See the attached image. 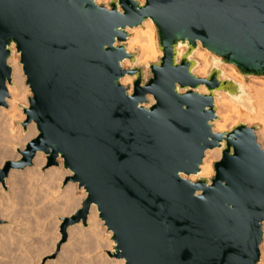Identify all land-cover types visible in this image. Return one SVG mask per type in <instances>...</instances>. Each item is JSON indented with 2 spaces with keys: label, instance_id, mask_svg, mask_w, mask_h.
<instances>
[{
  "label": "water",
  "instance_id": "obj_1",
  "mask_svg": "<svg viewBox=\"0 0 264 264\" xmlns=\"http://www.w3.org/2000/svg\"><path fill=\"white\" fill-rule=\"evenodd\" d=\"M107 1V0H104ZM150 19L161 52L149 77L128 53L126 29ZM210 53L204 79L196 51ZM19 56L31 96L19 104L36 136L11 170L62 167L86 195L61 219L54 259L69 227H86L90 207L111 233V258L125 264H258L264 223V149L239 123L214 133V97L247 96L222 65L264 80V0H0V107ZM128 60L133 68L123 67ZM134 78L132 92L121 84ZM204 86L206 92L200 93ZM148 97L153 99L150 103ZM221 148L214 176L197 175L205 152ZM61 162V165L60 163ZM2 220H0V224Z\"/></svg>",
  "mask_w": 264,
  "mask_h": 264
},
{
  "label": "rangeland",
  "instance_id": "obj_2",
  "mask_svg": "<svg viewBox=\"0 0 264 264\" xmlns=\"http://www.w3.org/2000/svg\"><path fill=\"white\" fill-rule=\"evenodd\" d=\"M108 1L109 0L107 1L101 0L99 5L107 6ZM126 30H129V29H126ZM154 38H155V43H156L155 27H154ZM199 51H202V50L199 49ZM135 52L137 53V57H138L139 51L136 47L128 51V53H135ZM156 52L157 53L155 55V59L151 61L150 63H156L159 57H161V52L158 51L157 46H156ZM195 59L198 60L196 57ZM125 61H128V60H125ZM125 61L123 64L124 68L126 69L133 68V65L131 63L129 67L126 66ZM137 65L143 69L144 71L143 82H146L149 77L148 65H142L139 63H137ZM220 68L224 70H229L231 68L237 73V71L232 66H229V65H222L220 66ZM239 76L244 80V83L246 84V86L248 85L264 86L263 79H252L251 78V79L245 80L241 75ZM201 79H204V78H201ZM133 81H134V78H133ZM125 87L128 89V91H130V93L132 92V85L130 87L129 86L128 87L125 86ZM218 93H223V92H218ZM29 96H31L29 88L28 86H26L24 82L23 86L21 87L20 103H18V105L22 104L24 106H27V98ZM224 96L227 97L228 100L230 101V104L233 105L234 108L231 107L232 112L236 111L235 108H237V110H241L242 112L246 110L251 111L250 107H247V109L244 110L232 98L226 96L225 94ZM6 105H7V102H6ZM5 108L7 109V106ZM17 109H19L18 111L21 112L20 114L21 116H23V119H20L19 115L18 116L13 115V118L15 120L13 122H23L25 120V116L23 115L22 110L19 107H17ZM256 113H257V115L255 116L256 119L254 120L247 119L243 116L240 119L234 118L228 124V128H230L229 130H231L239 123H243L247 127H255V126L258 127V129L254 131V134H255L257 143L261 146V143H259L258 141V138H259L258 135L261 131H264V109L263 110L258 109ZM232 125L234 126L232 127ZM9 130H10L9 133H12V134L14 133V135L12 136L10 134L5 135L4 132L0 131V152H2L0 154V168L3 166V164L6 161L14 160L17 157L18 158L20 157V155L16 153V150H15L16 147H18L20 150H23L25 145L33 139L31 138L29 140H25L26 135L23 134L22 128L20 125L14 126L12 124ZM25 134H27V131ZM5 151L6 153H8L7 157H4L3 155ZM220 156L218 159H216V161L220 159ZM59 163L61 165V162ZM55 168H59L61 171H64L61 166L55 167ZM32 169H35V165L33 164V162H32L31 167L26 168L23 171H13L12 174L9 175L8 179L5 180L6 190H4L0 186V220H2V223L0 224V264H3L4 262H5L4 264H24V263L25 264H55V263L56 264H64V263L65 264H121L118 259L109 257L108 254L112 252V242L110 240L111 233L106 234V230L104 229L105 227H103V223H101L98 218H97V221L100 222V226L98 229L100 231L102 230L101 235L99 237L100 238L99 241H101L103 245L107 246L104 248L105 250L98 249L99 253L97 250H95L94 251L95 253L92 252L93 254H90V256L86 255V253L89 252L88 251L89 249L86 247L88 246V243H87V240H88L87 231L88 230L87 229H89V226L87 224L86 227H83L82 224L80 223L78 225L80 227V230L84 233L82 235V237L84 238H80L78 239V241L76 240L72 241V239H74L73 238L74 233H73V229H72V233H69V229L71 230V228H74V227L76 229L77 225L70 227L67 230L66 242L61 246L60 252L56 255V257L52 259L55 253V250H56V245L61 239V235L59 232V227L61 225L60 219L64 217H69L70 213L72 212L70 210H73L72 207H69L65 204L62 205L63 201L61 200L62 199L61 191L63 190L64 186H66L69 182L64 186H63V183L65 179L68 177H71L72 174L69 176H66L61 181L60 187L58 189H52L50 185L48 184L49 181L45 175L46 174L45 172L48 169L46 168V162L40 169L41 175L36 183H34L35 180L30 181L32 178L29 179L30 177L27 175L28 174L27 172H31L28 170H32ZM213 176H214V173L211 177ZM196 179L197 178H194L192 179V181H195ZM83 194L84 192L78 191L76 188V185H74V196L76 197V199H79L81 196H83ZM63 210L65 212L68 211L69 213L67 212L66 214H64L65 212ZM26 245H28L29 248ZM262 245H264V234H263ZM63 246H65L64 247L65 251L62 250ZM72 247L78 250L76 249L73 250ZM70 248H72V252L69 251L71 250ZM62 251L63 253H61ZM83 251L85 252V254ZM34 256H36V258ZM89 259H92V260H89Z\"/></svg>",
  "mask_w": 264,
  "mask_h": 264
},
{
  "label": "bare ground",
  "instance_id": "obj_3",
  "mask_svg": "<svg viewBox=\"0 0 264 264\" xmlns=\"http://www.w3.org/2000/svg\"><path fill=\"white\" fill-rule=\"evenodd\" d=\"M95 1L97 4H99L101 0H95ZM136 1L141 2V3L143 2V0H136ZM127 29H129V28H127ZM126 31L130 36L125 43L126 51L128 52L130 49L136 47L139 51L138 57L136 58V62L139 64H142V65H148L151 61H153L155 59V55L157 53L156 52V43H155V38H154V25H153L152 21L150 19H147L145 22L142 23V26H140L139 28H132V29H129ZM195 57L198 59L197 61L199 62L200 66L194 71V74L197 77L205 78L207 73H208V69L210 68V63H209L210 53L206 50L199 51V49H198L195 53ZM8 63H9L11 70H12L11 78H12L13 86L12 85L7 86V93H8V98L6 99L7 109L5 107H0V131L4 132L5 135L10 134L12 136V135H14V133L13 134L9 133V131H10L9 129L11 128L13 121H15L13 118V115H17V116L19 115L20 119H23V116H21V114H20L21 112L18 111L19 109H17V107H18V103H20V92H21V87L23 86V84L25 82V76H24L23 71H22V65L19 62V56L12 55V57H11V59H9ZM125 65L129 67L130 62L125 61ZM219 70L222 72L224 79L232 80L233 82L238 84L241 87V89H243L246 92L247 96L240 97L239 100H234V101L239 106H241L244 110H246L247 107H250L251 111L246 110V111L242 112L241 110H237V108H235L236 111L232 112L231 107H233V105L230 104V101L228 100L227 97L224 96V93H216L215 94L216 96L214 97V106L216 108V116L218 119L212 124V131L214 133H224V132L229 131L230 128H228V124L234 118L240 119L243 116L247 119L254 120V119H256L255 116L257 115V113H256L257 110L258 109L259 110L264 109V86H254V85L246 86V84L244 83V80L233 69L230 68L229 70H224V69H221L219 67ZM252 79H254V78H252ZM132 83H133V77H131V76L125 75L121 79V84L123 86H127V87L129 86L130 87L132 85ZM205 92H206L205 87L201 86L200 93L204 94ZM128 93H130V91ZM148 100L150 103H153V99L151 97H148ZM234 125H236V124H234ZM234 125H232V127ZM27 127L28 128L26 130L27 134H25L26 135L25 140H29L31 138H34L36 135V131H35L36 127L33 123H30V125ZM258 137H259L258 141H259V143H261V146L264 149V131H261L259 133ZM1 153L2 152H0V154ZM3 155H4V157H7L8 153H6V151H5L3 153ZM220 155H221V148H215L212 150H207L205 152L204 159H203L202 164L199 168L198 174L190 176V178H189L190 181H192V179H194V178H199V177L210 178L214 173L213 172L214 162L216 161V159L219 158ZM19 158L17 157L12 161H17V160H19ZM32 162L35 165V169L28 170L31 172H27L28 173L27 175L30 177L29 179H31V178L33 179V180L31 179L30 181L35 180L34 183H36L37 180L39 179L40 175H41L40 169L44 165V163L46 162V156H43L42 153H37L35 155V157L33 158ZM13 171H19V170H11L8 174V177H9V175L12 174ZM45 173H46L45 175L49 181L48 184L50 185V187L52 189H58L60 187L61 181L66 176L71 175V173L69 171H67V170L61 171L59 168H55V167L48 168ZM5 184H6V182H5ZM74 185H75L74 183L69 182L66 186H64L63 190L61 191V198H62L61 200L63 201L62 205L65 204V205L73 208V210H70V211H72L70 213V215H72L74 213V211L77 210L81 206L82 201L86 197V195L84 193L83 196H81L79 199H76V197L74 196ZM69 209H71V208H69ZM67 212H65L64 214H66ZM97 218H98L97 209L94 205H92L90 207V211H89V214H88V217L86 220V225L88 224V226H89V229H87L88 230L87 231L88 232L87 233L88 238L86 237L88 239L87 240L88 246H86V247L89 249V250L87 249L89 252L86 253V255H89V256H90V254H93L92 252H94L95 250H97V251H98V249L105 250L104 248L107 247V246L103 245L101 243V241H99L100 240L99 237L101 235L102 230L100 231L98 229L101 221L100 222L97 221ZM61 219H60V221H61ZM76 225H77L76 229H75V227L71 228V230L69 229L70 227L68 228L69 233H72V229H73V233H74L73 238L74 239H72V241L73 240L78 241V239L84 238V237H82V235L84 233L80 230L79 225L78 224H76ZM104 229L106 230V228H104ZM262 231L264 234V223L262 226ZM68 244H70V243H68ZM261 245L259 248L260 249V261L258 264H264V245H262V246ZM26 246L28 247V245H26ZM73 246H75V245H73ZM64 247L65 246H63L62 250H64ZM3 248H5V247H3ZM72 248H70L71 250H69V251L72 252ZM75 249L73 248V250H75ZM81 249H83V248H81ZM76 250H78V249H76ZM69 251H68V253H69ZM61 253H63V251ZM98 253H99V251H98ZM84 254H85V252H84ZM100 255H102V254H100ZM61 256H63V255H61ZM34 257L36 258V256H34ZM65 260H67V259H65ZM89 260H92V259H89ZM18 261H19V259H18ZM83 262H84V260H83ZM119 262L121 264H125L123 262V260H119ZM29 263H31V262H29Z\"/></svg>",
  "mask_w": 264,
  "mask_h": 264
}]
</instances>
